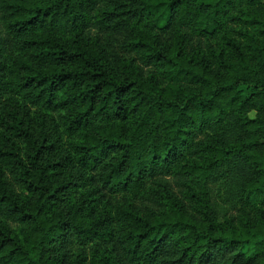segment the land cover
Masks as SVG:
<instances>
[{
	"label": "trees",
	"instance_id": "1",
	"mask_svg": "<svg viewBox=\"0 0 264 264\" xmlns=\"http://www.w3.org/2000/svg\"><path fill=\"white\" fill-rule=\"evenodd\" d=\"M0 264H264V0H0Z\"/></svg>",
	"mask_w": 264,
	"mask_h": 264
}]
</instances>
